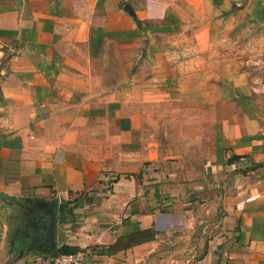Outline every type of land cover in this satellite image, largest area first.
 Listing matches in <instances>:
<instances>
[{"label": "crops", "instance_id": "0c3cea01", "mask_svg": "<svg viewBox=\"0 0 264 264\" xmlns=\"http://www.w3.org/2000/svg\"><path fill=\"white\" fill-rule=\"evenodd\" d=\"M199 1L264 21V0ZM175 4L0 0V264H49L13 235L14 205L36 200L82 264H264V132L234 101L210 137V103L230 93L212 95L208 45L190 44V1ZM190 114L207 177L194 188L190 150L163 149L190 148ZM163 130L167 144L150 133Z\"/></svg>", "mask_w": 264, "mask_h": 264}, {"label": "rangeland", "instance_id": "374dc122", "mask_svg": "<svg viewBox=\"0 0 264 264\" xmlns=\"http://www.w3.org/2000/svg\"><path fill=\"white\" fill-rule=\"evenodd\" d=\"M189 1L190 44L197 43L199 40L207 43L208 49L203 52V55L205 56L204 60L209 59L208 62L212 66V95L214 83L218 82L219 85L225 87L226 92L230 93L229 98L231 99L230 101L228 98L227 103L219 100L210 103V137L214 139L217 136L219 120L224 117L222 111L230 112L234 101H237V106L243 108L252 119L256 120L258 129L264 132V21L234 20L229 18L228 12L222 13L213 10V8L202 7L199 0ZM187 2L188 0H176L175 5L180 7ZM179 11L184 13L181 8ZM190 55H194V51H190ZM195 108L194 102L190 101V113H194ZM194 118L196 115L190 114V131L183 132V136H190L189 149L179 144L163 148L167 156L171 157L167 159L170 162L182 159L190 150L189 165H194V168L200 169V172L193 171L190 178L185 179L189 188L206 184L207 178L201 174L202 169L206 171V166L203 164L205 159L202 157V148L197 143H193V140L199 135L192 128L194 125L191 121L194 122ZM150 133L161 137L166 144L171 142L170 139H173L174 135L171 130ZM175 133L180 134L178 131ZM216 195L217 192H214L211 196L217 201ZM12 212L13 214L10 216L16 218L12 224L14 225L13 235H17L20 241L29 242L28 235L35 228L33 224L38 223L35 204L20 201L14 205Z\"/></svg>", "mask_w": 264, "mask_h": 264}, {"label": "water", "instance_id": "95a60500", "mask_svg": "<svg viewBox=\"0 0 264 264\" xmlns=\"http://www.w3.org/2000/svg\"><path fill=\"white\" fill-rule=\"evenodd\" d=\"M37 213L43 212V217L47 219L39 224H33L35 228L32 229L31 234L28 235L27 244L38 242V250L47 254L48 256H56L59 254L56 243V207L53 203L43 200H36L34 202ZM32 240V241H31Z\"/></svg>", "mask_w": 264, "mask_h": 264}, {"label": "built area", "instance_id": "2783aa9c", "mask_svg": "<svg viewBox=\"0 0 264 264\" xmlns=\"http://www.w3.org/2000/svg\"><path fill=\"white\" fill-rule=\"evenodd\" d=\"M86 256L87 253L85 251L71 254L59 253L56 256H49V264H82Z\"/></svg>", "mask_w": 264, "mask_h": 264}, {"label": "trees", "instance_id": "16d2710c", "mask_svg": "<svg viewBox=\"0 0 264 264\" xmlns=\"http://www.w3.org/2000/svg\"><path fill=\"white\" fill-rule=\"evenodd\" d=\"M138 25H141L140 21H138ZM242 159H244V160L250 159V156L249 155H236V154H233V155H231V157L229 158L228 161H229V163H234V162L243 163L244 160H242ZM255 165H256V163L253 162L252 166H255ZM251 167L247 168L248 171L251 169Z\"/></svg>", "mask_w": 264, "mask_h": 264}]
</instances>
